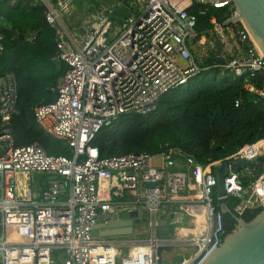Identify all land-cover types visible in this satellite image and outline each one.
<instances>
[{"label": "built area", "instance_id": "obj_1", "mask_svg": "<svg viewBox=\"0 0 264 264\" xmlns=\"http://www.w3.org/2000/svg\"><path fill=\"white\" fill-rule=\"evenodd\" d=\"M30 1L44 6L49 26L59 27L60 15L74 0ZM128 1L124 16H116L118 25L108 19L110 10L87 21L79 44L65 40L64 29L56 36L55 59L67 70L55 100L36 106L33 117L68 146L71 157L48 155L36 143L15 145L8 124L16 114V80L0 75V264H164L163 254L176 247L188 255L171 264H200L221 243L214 168L238 158L251 163L264 153V139L208 165L174 149L101 158L94 141L118 116L150 113L163 94L210 68L242 78L244 90L264 101V56L241 25L224 26L215 15L209 19V49L194 53L197 17L223 9L230 18L231 0ZM215 40L221 41L224 62L201 67L196 59L213 55ZM254 76L259 86L251 81ZM34 174L42 177L31 185ZM243 174L230 171L224 178L227 198L238 201L237 216L264 207V170L248 184ZM21 179L29 183L23 193ZM117 190L127 198L113 200ZM179 204L201 213V220L188 231L175 229L178 236L172 231L171 239L161 238V216L169 219L165 210L174 213ZM123 211L137 213L135 233L91 235L99 217L108 223Z\"/></svg>", "mask_w": 264, "mask_h": 264}, {"label": "trees", "instance_id": "obj_2", "mask_svg": "<svg viewBox=\"0 0 264 264\" xmlns=\"http://www.w3.org/2000/svg\"><path fill=\"white\" fill-rule=\"evenodd\" d=\"M44 14V6L30 0H0V75L12 74L17 85L16 114L8 128L17 146L36 143L48 155L71 157L68 146L52 138L33 117L36 106L55 100L54 90L67 70L62 62H53L57 54L56 29L45 22ZM119 14L124 13L118 6L115 16ZM212 15L221 24L230 16L223 9H210L198 16L196 40L211 37ZM196 60L201 67L217 64L213 60ZM251 81L260 85L257 76ZM261 139L264 101L244 90L242 78L210 68L191 77L184 86L163 94L150 113L118 116L100 130L94 145L101 158L141 152L156 155L174 149L208 165ZM241 179L244 184L253 181L243 176ZM28 188V181L21 179V192ZM213 197L218 212L215 190ZM125 198L126 193L118 190L112 195L113 200ZM226 203L234 212L238 201L227 198ZM259 210L245 211L241 217L249 221ZM221 225L227 233L235 222L229 215H221Z\"/></svg>", "mask_w": 264, "mask_h": 264}, {"label": "water", "instance_id": "obj_3", "mask_svg": "<svg viewBox=\"0 0 264 264\" xmlns=\"http://www.w3.org/2000/svg\"><path fill=\"white\" fill-rule=\"evenodd\" d=\"M120 2L121 0L115 1L108 14L109 20H117L115 10ZM231 2L234 7V15L224 22V26L241 25L264 56V0H231ZM214 50L213 55L203 58V62L207 60H213L218 64L224 62L220 40L214 41ZM53 62L56 65L60 63L57 59H53ZM158 103L159 101H156L155 106ZM248 170L250 172H247ZM263 170L264 153L253 159L251 163L246 159L238 158L231 164L225 161L214 168L216 178L215 192L220 224L221 215H229L234 220L235 226L230 232L222 235L219 246L210 251L200 264H264V207L253 218L246 221L228 208L226 203L227 196L224 190V178L230 171L244 173L243 177L245 179H251L259 176ZM155 186V184L147 185V187ZM165 213L170 214L171 218L173 217L170 209L165 210ZM136 215L135 211L129 213L123 211L117 216L118 219L113 218L108 223L98 219L91 235L95 238L131 236L135 233L133 225L139 223V220L135 218ZM170 223L167 215L161 216V225L159 227L161 238L171 239L173 237L172 230L169 228ZM213 223L215 227L216 216L213 217ZM159 252L160 250H158V254Z\"/></svg>", "mask_w": 264, "mask_h": 264}, {"label": "rangeland", "instance_id": "obj_4", "mask_svg": "<svg viewBox=\"0 0 264 264\" xmlns=\"http://www.w3.org/2000/svg\"><path fill=\"white\" fill-rule=\"evenodd\" d=\"M116 0H74L69 5L67 11L62 13L60 15L61 24L63 25V29H65L68 33H72V30L75 32H83V25L87 22L92 20L93 18H96L98 15H100L103 12H107L108 10H111L114 6ZM127 2H121L119 5V8L123 10V13H125V10L123 9L122 5L128 3ZM54 5V4H53ZM118 15V14H117ZM124 16V14L120 15L119 17ZM119 20H112L113 25H118ZM61 31V30H60ZM233 43V42H232ZM196 48L194 53L196 55H201V53H205L209 49L208 40L206 38H200L199 40H196ZM178 63L181 66H184L185 63L182 60H179ZM154 163L158 162V159L155 158ZM31 185L33 184L32 181L37 178H41L42 175H32ZM34 178V179H33ZM24 180V179H22ZM34 191V188H33ZM121 200V199H116ZM201 216L198 214L192 216V223L196 221H200ZM176 224H169V228L173 231L175 236H178V232L175 231L174 228H176ZM173 255V258L170 256ZM187 252H182L178 247L174 248L173 250H169L168 252H165L163 254V263L164 264H171L175 263L180 260L182 256H187Z\"/></svg>", "mask_w": 264, "mask_h": 264}, {"label": "crops", "instance_id": "obj_5", "mask_svg": "<svg viewBox=\"0 0 264 264\" xmlns=\"http://www.w3.org/2000/svg\"><path fill=\"white\" fill-rule=\"evenodd\" d=\"M62 26L63 25L61 24V20H60V26L56 27V28L53 27L54 29H56V36L58 34H60L61 31L63 32ZM84 27H85V24L83 25V28H82L83 32H84ZM83 32L80 33V32H75L74 30H72V33H68V32L65 33V34H67V36H65L64 39L69 40L72 37L74 39L75 43L79 44L81 41V37H82ZM174 209H175V211L173 213V217L169 218V222H171L170 224H176L177 227L174 228L176 230H180V229L187 230V231L190 230L191 226L193 224L192 223L193 213H192L191 209L187 208L183 204H179V205L175 206ZM199 215L202 217V215L200 213H199ZM99 219H100V217H99Z\"/></svg>", "mask_w": 264, "mask_h": 264}, {"label": "bare ground", "instance_id": "obj_6", "mask_svg": "<svg viewBox=\"0 0 264 264\" xmlns=\"http://www.w3.org/2000/svg\"><path fill=\"white\" fill-rule=\"evenodd\" d=\"M201 214V213H200ZM202 215V214H201ZM199 223H201V222H199Z\"/></svg>", "mask_w": 264, "mask_h": 264}]
</instances>
